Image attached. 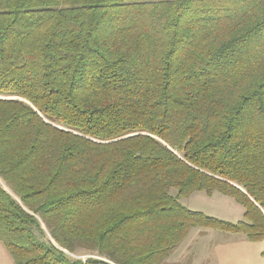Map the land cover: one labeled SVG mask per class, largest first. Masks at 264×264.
<instances>
[{"label": "trees", "instance_id": "16d2710c", "mask_svg": "<svg viewBox=\"0 0 264 264\" xmlns=\"http://www.w3.org/2000/svg\"><path fill=\"white\" fill-rule=\"evenodd\" d=\"M194 227L264 239V0H0L15 263L161 264Z\"/></svg>", "mask_w": 264, "mask_h": 264}, {"label": "crops", "instance_id": "0c3cea01", "mask_svg": "<svg viewBox=\"0 0 264 264\" xmlns=\"http://www.w3.org/2000/svg\"><path fill=\"white\" fill-rule=\"evenodd\" d=\"M199 201L213 203L215 212L209 214L213 217H224L223 219L233 223L244 219V207L232 197L220 192H214L211 196L205 192H195L181 199V203L189 209L203 212L204 209L194 206ZM218 211L223 213L219 216ZM0 264H16L1 241ZM161 264H264V239L251 241L242 233L196 227Z\"/></svg>", "mask_w": 264, "mask_h": 264}, {"label": "rangeland", "instance_id": "374dc122", "mask_svg": "<svg viewBox=\"0 0 264 264\" xmlns=\"http://www.w3.org/2000/svg\"><path fill=\"white\" fill-rule=\"evenodd\" d=\"M7 98V97H6ZM177 191L176 190H172V193L173 194H175ZM212 205H213V203H211V204H209V202H201V201H199V203H195V205L194 206H196V207H198V208H201V209H204L203 210V213L204 214H206V215H209V214H214L213 212H215L214 210H213V207H212ZM195 211V210H194ZM202 211V210H201ZM223 212L222 211H218V215L219 214H222ZM209 216H211V215H209ZM220 216V215H219ZM216 218H218V219H221V220H224V221H227V220H225V219H223L224 217H216ZM227 222H230V221H227ZM231 223H233V222H231ZM194 228H196V227H194ZM194 228H192V229H194ZM191 232V231H190ZM195 233L196 232H194V234L193 235H195ZM190 235V233L188 234V236ZM187 236V237H188ZM187 237L177 246V248L187 239ZM196 238V237H195ZM197 241L199 240L198 238L196 239ZM177 248H175L174 250H173V252L177 249ZM78 255H76V254H71V256L72 257H77V258H82V259H86V258H88L90 255L89 254H86V252L84 251V250H80L78 253H77ZM172 254V253H171ZM170 254V255H171ZM169 255V256H170ZM168 256V257H169ZM167 257V258H168Z\"/></svg>", "mask_w": 264, "mask_h": 264}]
</instances>
